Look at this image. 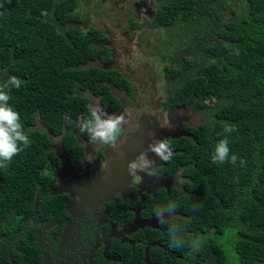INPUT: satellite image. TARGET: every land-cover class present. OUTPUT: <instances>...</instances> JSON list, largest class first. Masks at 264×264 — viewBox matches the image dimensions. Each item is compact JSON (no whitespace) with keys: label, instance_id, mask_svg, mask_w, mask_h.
Returning a JSON list of instances; mask_svg holds the SVG:
<instances>
[{"label":"trees","instance_id":"obj_1","mask_svg":"<svg viewBox=\"0 0 264 264\" xmlns=\"http://www.w3.org/2000/svg\"><path fill=\"white\" fill-rule=\"evenodd\" d=\"M84 1L0 0V84L11 76L22 81L9 103L23 126L34 123L37 113L57 133L69 131L88 115L90 96L109 95L103 83L109 73L88 67L100 55L93 45L99 31L81 27ZM155 5L154 24L175 39L160 42L161 48L171 55L178 43L182 50L174 52L180 65L166 71L168 100L174 109L202 114L199 125L187 128L190 139L170 141L177 154L167 164L179 169L182 180V192L171 201L181 212L175 220L197 234H213L201 252L203 259L215 255L212 264H227L216 239L228 232L237 264H264V0ZM193 66L196 74L183 76ZM225 124L237 130L225 134ZM225 135L243 166L239 160L211 162ZM27 153L12 158L13 180L20 160L31 158Z\"/></svg>","mask_w":264,"mask_h":264},{"label":"flooded vegetation","instance_id":"obj_2","mask_svg":"<svg viewBox=\"0 0 264 264\" xmlns=\"http://www.w3.org/2000/svg\"><path fill=\"white\" fill-rule=\"evenodd\" d=\"M133 7L117 0L100 5L96 14L101 18L92 27L99 31L93 45L100 55L88 65L109 73L103 82L109 95L90 96V104L108 114H125L129 124L109 145L91 142L80 123L57 133L34 114L35 122L23 126L31 144L20 152L28 151L25 157L31 158L20 160L17 180L11 161L0 167V264L214 262L213 253L207 259L201 255L212 233L184 228L185 243L177 249L170 246L168 233L170 224L181 225L175 220L181 212L176 209L163 224L154 215L182 192L179 169L161 161L153 176L140 173L142 179H134L127 172L131 156L138 155L130 147L131 137L146 130L147 120L149 128H177L179 136L196 127L188 122L193 111L174 109L168 100L166 71L176 69L179 58L161 48L160 42L170 38L154 24L155 2L149 4L146 21Z\"/></svg>","mask_w":264,"mask_h":264},{"label":"clouds","instance_id":"obj_3","mask_svg":"<svg viewBox=\"0 0 264 264\" xmlns=\"http://www.w3.org/2000/svg\"><path fill=\"white\" fill-rule=\"evenodd\" d=\"M155 2V0H154ZM238 55L239 52L237 51ZM22 86V81L11 76L7 81L0 84V167L5 166L12 158L29 147L31 140L25 132L23 125L20 122V114L9 103L12 89L19 90ZM88 115L81 117L79 130L81 133H86L91 142H100L109 145H115L125 126L129 124V120L125 114H108L100 106L89 104L86 106ZM64 120L68 125H72L73 121L70 116L65 115ZM234 125L225 124L223 133L228 134L236 131ZM154 154L159 160L168 163L172 160L174 152L173 146L167 138L153 139L148 145V148L140 152L135 158L127 164L128 175L134 179H142L140 173L146 176H153V169L156 167V161L149 157V154ZM92 158H89L91 160ZM239 160L243 166L246 161L232 153L229 148V139L227 135L220 139L214 147L211 155V162L215 164H224L226 162L233 165ZM178 205L175 202L168 203L163 208H157L154 215L158 218V222L165 223L166 216H172L175 213ZM186 225H178L172 223L169 225L170 246L181 248L184 246V239L181 235Z\"/></svg>","mask_w":264,"mask_h":264},{"label":"rangeland","instance_id":"obj_4","mask_svg":"<svg viewBox=\"0 0 264 264\" xmlns=\"http://www.w3.org/2000/svg\"><path fill=\"white\" fill-rule=\"evenodd\" d=\"M151 1L154 0H117V3H125L128 4L129 2L131 4L134 3V7L132 8L133 11L138 15L141 16V19L146 21V17H150L151 16V12L148 10L149 8V4ZM106 2V0H85L84 1V7L85 10H81V14L80 16L82 17L83 20V24H82V28H86V27H94L97 28L96 24L98 22V19L101 18V16H99V18H97V12H98V8L100 7L101 4H104ZM90 9V10H89ZM170 41H175V39L170 38ZM186 42V41H185ZM183 43V46L186 45V43ZM192 42V39L190 41V44ZM181 46H179V44H174L172 46V50H171V54L173 56L174 52L179 53ZM187 49V48H186ZM180 62V61H179ZM178 63V65H180V63ZM179 67V66H178ZM197 71V67H191L187 72L183 73V76H191L196 74ZM188 122H191L190 124H192L193 126H197L202 122V114L201 113H194L192 118L190 120H188ZM230 232L228 233H224L222 236L218 237L216 239V243L219 245H221L224 254L227 257V264H237L236 260H235V254L234 251L232 250L231 247V236L229 235Z\"/></svg>","mask_w":264,"mask_h":264},{"label":"water","instance_id":"obj_5","mask_svg":"<svg viewBox=\"0 0 264 264\" xmlns=\"http://www.w3.org/2000/svg\"><path fill=\"white\" fill-rule=\"evenodd\" d=\"M104 67L107 68V65L104 64ZM183 110H189L190 113L192 112L191 108L183 109ZM150 122L147 120L144 127L147 130H140L137 132V137L132 138L131 137V142H130V147L132 150L136 151L138 154L148 148V145L153 141V139H164V138H171V139H180L181 137L183 138H191L190 135L183 134L182 136L178 135L177 128L173 127H166L164 125H161L158 127V130H156V126L154 124L153 128H149L148 125ZM175 129V130H171ZM180 132V131H179ZM122 152V151H121ZM174 152V151H173ZM176 152H174L175 154ZM131 155V154H130ZM152 156V159L156 161V164L159 165L161 163V160H159L158 157H156L154 154H149V157ZM132 160V156H131Z\"/></svg>","mask_w":264,"mask_h":264}]
</instances>
